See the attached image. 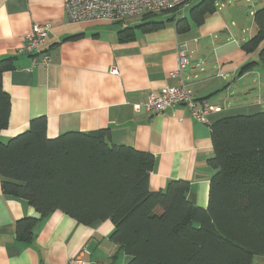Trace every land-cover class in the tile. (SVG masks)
Returning <instances> with one entry per match:
<instances>
[{
  "label": "crops",
  "instance_id": "crops-1",
  "mask_svg": "<svg viewBox=\"0 0 264 264\" xmlns=\"http://www.w3.org/2000/svg\"><path fill=\"white\" fill-rule=\"evenodd\" d=\"M193 6L183 16L157 13L152 19L188 18ZM254 6L263 7L264 0L255 1ZM144 19H129L125 26L70 23L62 0H0V59L10 58L14 66L1 76L2 90L10 98V115L7 127L0 131V141L6 143L26 131L37 118L46 120L49 139L68 132L107 130L109 144L153 156L150 192L162 191L170 181H185L190 185L188 199L206 208L215 172L208 163L214 156L210 126L222 118L264 112V70L239 74L243 66L257 59L256 53L241 49L256 28L253 20L249 25L242 21L240 13L230 28L216 11L198 26L190 22L185 29L169 22L143 33L135 27ZM114 24L119 25L116 31ZM33 25L50 26L41 47L50 59L47 66L36 64L40 57L20 52ZM124 28H134V36L121 42L118 32ZM182 44L187 65L181 81L196 100L218 108L204 124L194 121L185 106L160 114L142 107L150 93L157 95L165 87L178 85L171 73L176 69L177 47ZM112 68L117 75L110 74ZM136 106L140 108L136 110ZM30 207L24 200L3 195L0 177V264L128 263L129 258L117 253L118 246L108 239L113 231L108 220L85 226L55 211L33 219L37 235L29 242L20 240L16 223L30 218ZM252 264H264V257H254Z\"/></svg>",
  "mask_w": 264,
  "mask_h": 264
},
{
  "label": "trees",
  "instance_id": "trees-1",
  "mask_svg": "<svg viewBox=\"0 0 264 264\" xmlns=\"http://www.w3.org/2000/svg\"><path fill=\"white\" fill-rule=\"evenodd\" d=\"M219 1L199 0L188 18L177 21L148 14L135 29L151 33L169 22L185 29L190 22L198 26L216 12ZM252 20L255 33L241 49L256 53L257 59L240 75L264 70V6ZM133 30L119 31L118 40H131ZM13 69L12 59H0V131L10 115L1 76ZM210 138L214 156L208 163L215 172L206 208L188 199L185 181L150 192L152 155L109 144L107 130L49 139L44 118L31 120L26 131L6 143L0 141L1 191L26 201L40 219L60 211L85 226L110 221L108 239L129 258L127 264H252L254 257H264V112L219 119L210 126ZM35 225L32 218L19 220L18 238L31 241Z\"/></svg>",
  "mask_w": 264,
  "mask_h": 264
},
{
  "label": "built area",
  "instance_id": "built-area-1",
  "mask_svg": "<svg viewBox=\"0 0 264 264\" xmlns=\"http://www.w3.org/2000/svg\"><path fill=\"white\" fill-rule=\"evenodd\" d=\"M192 0H62L66 18L70 23L110 22L125 26L132 18H141L148 14L179 12L183 13ZM50 32L49 25H33L31 32L23 38L20 52L31 58L40 57L37 65L47 66L49 57L42 53L41 47ZM177 64L172 78L178 79V85L163 88L157 95L150 93L142 105L148 113L160 114L177 106L188 108L190 117L197 123H206L207 116L218 111L205 101H198L188 85L181 81V72L187 65L185 45L177 47ZM117 75L116 69L110 70ZM140 107L136 106L138 110ZM82 253H86L82 249ZM75 262L83 264L80 260Z\"/></svg>",
  "mask_w": 264,
  "mask_h": 264
},
{
  "label": "rangeland",
  "instance_id": "rangeland-1",
  "mask_svg": "<svg viewBox=\"0 0 264 264\" xmlns=\"http://www.w3.org/2000/svg\"><path fill=\"white\" fill-rule=\"evenodd\" d=\"M199 0H193L189 4V6L195 5ZM255 1L257 0H252L250 2H246V0H221L219 1V6L216 7V11L220 14L223 15L225 18V22L227 26L231 27V22L236 20L238 14L243 15V20L242 21H247V24H250V20H252V15L260 8V6H254ZM188 6V7H189ZM240 8V10H239ZM250 12H252L250 14ZM250 14V15H249ZM161 14H158L157 17H159ZM167 15V14H166ZM188 17V13H187ZM240 19V22H242ZM248 24V25H249ZM115 25V26H114ZM113 25V30L119 29L118 24ZM7 142V141H6Z\"/></svg>",
  "mask_w": 264,
  "mask_h": 264
},
{
  "label": "water",
  "instance_id": "water-1",
  "mask_svg": "<svg viewBox=\"0 0 264 264\" xmlns=\"http://www.w3.org/2000/svg\"><path fill=\"white\" fill-rule=\"evenodd\" d=\"M30 218L34 219V220H38L39 219V214L35 212L34 208L33 207H30V215H29ZM38 233V225H36L33 230H32V235L33 236H36Z\"/></svg>",
  "mask_w": 264,
  "mask_h": 264
}]
</instances>
